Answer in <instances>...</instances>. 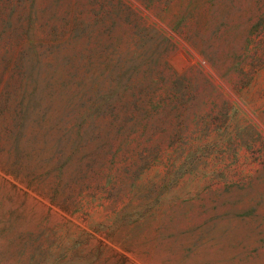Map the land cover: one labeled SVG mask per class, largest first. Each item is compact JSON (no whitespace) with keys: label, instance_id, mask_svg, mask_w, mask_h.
Returning a JSON list of instances; mask_svg holds the SVG:
<instances>
[{"label":"rangeland","instance_id":"374dc122","mask_svg":"<svg viewBox=\"0 0 264 264\" xmlns=\"http://www.w3.org/2000/svg\"><path fill=\"white\" fill-rule=\"evenodd\" d=\"M0 264H264V0H0Z\"/></svg>","mask_w":264,"mask_h":264}]
</instances>
